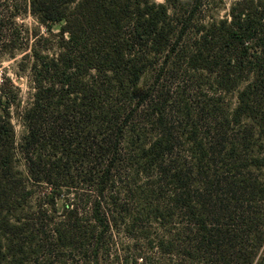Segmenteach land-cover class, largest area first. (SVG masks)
Returning a JSON list of instances; mask_svg holds the SVG:
<instances>
[{
	"label": "trees",
	"instance_id": "obj_1",
	"mask_svg": "<svg viewBox=\"0 0 264 264\" xmlns=\"http://www.w3.org/2000/svg\"><path fill=\"white\" fill-rule=\"evenodd\" d=\"M215 3L28 0L46 35L25 105L0 82V264H264V0Z\"/></svg>",
	"mask_w": 264,
	"mask_h": 264
},
{
	"label": "rangeland",
	"instance_id": "obj_2",
	"mask_svg": "<svg viewBox=\"0 0 264 264\" xmlns=\"http://www.w3.org/2000/svg\"><path fill=\"white\" fill-rule=\"evenodd\" d=\"M155 1L164 2V0ZM215 1L217 3L209 7L207 15L214 19H220L238 0H223L221 4H219V0ZM58 28V25H53L51 32H58ZM35 33L46 35L40 21L28 12V0H0V82L5 76L19 88L22 105H25L28 93L31 91V83L28 77L27 60L20 62L21 58L30 53L28 45L29 41L33 40ZM13 125L16 140H18L23 134V127L17 119H13ZM18 168L22 171V165H19ZM62 204V201H57L58 211L62 208ZM115 240L118 244L126 243L122 236H117Z\"/></svg>",
	"mask_w": 264,
	"mask_h": 264
}]
</instances>
